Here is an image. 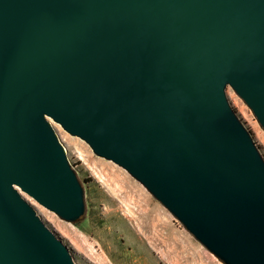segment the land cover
<instances>
[{
	"label": "water",
	"instance_id": "1",
	"mask_svg": "<svg viewBox=\"0 0 264 264\" xmlns=\"http://www.w3.org/2000/svg\"><path fill=\"white\" fill-rule=\"evenodd\" d=\"M264 0H0V264H76L19 191L74 222L50 120L141 183L224 264H264Z\"/></svg>",
	"mask_w": 264,
	"mask_h": 264
},
{
	"label": "rangeland",
	"instance_id": "2",
	"mask_svg": "<svg viewBox=\"0 0 264 264\" xmlns=\"http://www.w3.org/2000/svg\"><path fill=\"white\" fill-rule=\"evenodd\" d=\"M226 96L264 159V129L231 87ZM50 121L83 187L85 214L64 221L19 191L76 264H224L126 170Z\"/></svg>",
	"mask_w": 264,
	"mask_h": 264
}]
</instances>
